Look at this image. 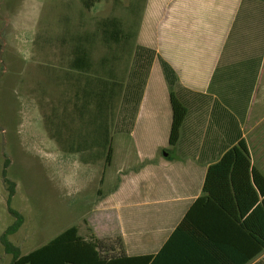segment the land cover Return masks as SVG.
<instances>
[{"label":"crops","instance_id":"1","mask_svg":"<svg viewBox=\"0 0 264 264\" xmlns=\"http://www.w3.org/2000/svg\"><path fill=\"white\" fill-rule=\"evenodd\" d=\"M135 39L142 88L84 216L93 235L148 264H264V0H144Z\"/></svg>","mask_w":264,"mask_h":264},{"label":"rangeland","instance_id":"2","mask_svg":"<svg viewBox=\"0 0 264 264\" xmlns=\"http://www.w3.org/2000/svg\"><path fill=\"white\" fill-rule=\"evenodd\" d=\"M143 2L100 0L86 8L82 0H0V264L12 259L1 241L16 219L12 210L22 216V223L8 239L22 254L72 225L84 238L93 236L84 216L109 188L114 168L104 160L83 163L80 153L65 150L52 137L45 121L57 106L63 136L92 135L89 120L82 121L74 112L68 116L76 88L68 74L73 73L72 43L76 35L93 31L97 21L111 16L137 31ZM130 45L135 49L136 39ZM92 57L99 67L100 59L111 53L97 41ZM110 63L105 70L111 68L119 80L132 78L134 55L123 53ZM122 106L119 101L109 125L113 148ZM105 241L119 242L118 237Z\"/></svg>","mask_w":264,"mask_h":264},{"label":"trees","instance_id":"3","mask_svg":"<svg viewBox=\"0 0 264 264\" xmlns=\"http://www.w3.org/2000/svg\"><path fill=\"white\" fill-rule=\"evenodd\" d=\"M99 1L82 0L86 8H90ZM135 38L136 31L127 27L124 21L116 16L97 21L93 31L76 35L74 38L75 41L71 46L72 58L69 63L73 73L68 74L72 76V82L76 84V88L74 102L68 116L74 112L75 117H79L82 121L89 120L93 125L92 135L77 138L70 133L68 136H63L56 121L59 115L57 106L52 107L45 123L52 137L64 145L65 150L81 154L80 159L83 163L104 160L108 165L111 162L109 125L112 124L114 109L119 101L121 103L126 101L129 91L136 93L139 88L140 90L142 88V74H145V69L141 62V52L138 47L134 49L130 45V41H135ZM97 41L107 46L111 53L110 58L100 59L99 67L92 57ZM123 53L128 57L134 55L136 59V67L131 70L133 76L126 83L119 80L111 68L105 70V66L110 65L113 60L119 61ZM98 69L101 70L98 71ZM164 71L169 85L173 86L176 80L173 71L165 65ZM105 73L107 76H104ZM140 74L141 78H138ZM170 102L173 111L170 142L174 143L178 137L184 109L173 92L170 93ZM66 110L68 112L69 107L65 108V112ZM65 124L62 123V125ZM244 148V144L240 143L231 151H241ZM253 177L257 180L260 176L253 171ZM12 213L16 219L4 231L1 240L5 252L12 257L9 264H148L151 259L150 256L128 257L117 252V249H121L122 246L120 238L116 245L97 239L94 235L84 238L79 234L76 225L66 228L27 254H22L19 247L8 239V236L15 233L22 223V216L14 210Z\"/></svg>","mask_w":264,"mask_h":264}]
</instances>
